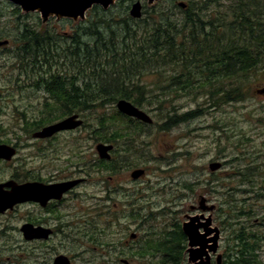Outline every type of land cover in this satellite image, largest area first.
Here are the masks:
<instances>
[{
  "label": "rangeland",
  "instance_id": "1",
  "mask_svg": "<svg viewBox=\"0 0 264 264\" xmlns=\"http://www.w3.org/2000/svg\"><path fill=\"white\" fill-rule=\"evenodd\" d=\"M119 1L114 0L113 4L117 5ZM140 1L144 12L147 9L152 12L153 6L166 0ZM1 2L4 7L8 6L7 3L13 5L7 0ZM176 13L179 14L178 11ZM147 16L145 14L143 18ZM85 18L86 15L74 22ZM43 20L59 32L62 19L51 15ZM6 26L8 19H1L0 30H7ZM17 67L13 44L0 48V144L20 147L13 161H0V182L9 181L15 173L25 176L33 170L39 172L41 168H45L44 175L56 174L55 170L49 169L52 164L39 157V153L46 150H40L37 148L39 145L34 144L31 126L47 120L59 109L54 106L55 102L45 97V93L18 82ZM162 72L160 78L150 75L144 80L152 90L149 97L158 100L155 105L145 104L140 108L153 119V125L134 121L129 124L109 123L107 132L102 134L112 139L103 141L99 124L103 111H90L83 115V128L60 135L55 140L62 142L61 147L65 146L62 149L54 144V150L61 157L64 156L63 151L68 153L69 160L75 151L82 153L83 158L78 163L87 172L85 178L88 182L79 189L80 195L70 203L68 212L76 213L78 220L85 223L83 226H87L90 232L95 231L98 241L93 243L84 239L78 244L67 240L62 246L57 242L53 246L73 259V264H146V259L139 258V253H133L145 247L148 234L155 233L157 237L174 223L180 224L185 234L188 224L194 223L197 233L205 235L208 243L209 260L203 257L199 262L218 264L220 260V264H224L230 257L231 261L235 260L240 247L235 235L242 231L261 238L255 249V258L257 264H264V192L257 190L264 186V93L260 92L264 90V73L260 70L249 76L247 84L237 94L241 97L239 102L218 106L213 104L221 105L218 96L210 102V96L205 98L202 91L198 97L194 92L175 93L176 89L168 86L158 91V84L161 82L163 85L169 79V71ZM168 108L175 109L171 120L165 113ZM104 112L113 116L118 110L114 105ZM192 112L199 116H185ZM61 118H54L53 122ZM118 130L122 132L120 135H130L120 138L116 134ZM98 143L117 146L114 159L119 163L113 162L119 171H90L92 164H96ZM214 162H226V166L212 172L210 165ZM58 164L66 169L69 166L63 162ZM137 169L147 170L145 182L136 183L130 179L131 173ZM109 187H116L111 195L105 191ZM250 189L252 193H247ZM257 192L259 195L255 194ZM126 195L130 196L129 202L136 199L138 205L135 208L121 205ZM136 196L143 199L138 201ZM204 199L209 207L203 212L199 209V202L202 200L204 204ZM139 204L144 208L142 212L137 209ZM192 205L195 206L194 211ZM29 210L25 206L8 216H0V228L11 226L7 229L10 232L8 239L5 243L0 242V264H29L28 244L13 243L18 228L30 217ZM111 212H115L114 220L110 217ZM95 228L104 232L103 235H97ZM132 233L137 234L138 239L126 248L121 243L129 240ZM3 237L0 236V240ZM17 237L20 238L19 235ZM99 242L100 245H96ZM185 248L186 259L182 264H196L190 261V250L198 247H190L187 239ZM130 249H134L131 254ZM121 251L124 253L121 259L128 263L119 259Z\"/></svg>",
  "mask_w": 264,
  "mask_h": 264
},
{
  "label": "trees",
  "instance_id": "2",
  "mask_svg": "<svg viewBox=\"0 0 264 264\" xmlns=\"http://www.w3.org/2000/svg\"><path fill=\"white\" fill-rule=\"evenodd\" d=\"M133 1L120 0L107 10L95 6L87 19L78 22L62 19L58 32L38 13H24L9 3L4 7L0 0V20L8 19L0 40L11 38L17 81L61 105L49 122L36 125L44 127L71 111H103L100 137L109 141L112 138L102 132L111 123L139 122L104 111L123 99L139 108L158 102L149 97L152 90L144 81L150 75L160 78L163 70L169 71V79L158 84V91L168 86L175 93L194 92L195 97L202 91L210 102L215 96L221 99L219 88L226 84V103L231 104L241 99L237 94L249 76L264 73V0H166L153 6L152 12L147 9L144 15L148 16L140 20L129 15ZM170 108L165 113L171 120L175 109ZM116 132L120 138L130 135ZM165 230L157 237L155 233L146 236L139 252L146 264H155L158 257L157 264H182L186 259L187 236L182 226L174 223ZM260 240L253 233H237L239 255L224 264H257L255 249Z\"/></svg>",
  "mask_w": 264,
  "mask_h": 264
},
{
  "label": "flooded vegetation",
  "instance_id": "3",
  "mask_svg": "<svg viewBox=\"0 0 264 264\" xmlns=\"http://www.w3.org/2000/svg\"><path fill=\"white\" fill-rule=\"evenodd\" d=\"M224 86L226 87V84L222 85V87L220 89L221 106L226 105L227 93H226V89L224 90ZM45 95H46L45 97H47L50 101L54 102V100L51 97H49V95H47V94H45ZM54 106H56L57 109H61L60 108L61 105H59L58 103H56V105H54ZM83 115H84V113L80 112V110L71 111L70 114H67L63 118H61L57 121H54V122H52V123H50L44 127H40L39 125L31 126V128L33 130L32 138L35 140L34 144L39 145L37 147L38 149H40V150L45 149L46 150V151H43L42 153H39L40 154L39 157H42L44 160H46L48 164H52V166L49 169L52 171L55 170V172H56L55 175H50V176L44 175L43 172L45 171V168H41L39 170V172L33 170L30 173L26 174L25 176H20L19 173H15L13 176H11L12 179H10L9 181L0 182V185H5V184L10 183V182L12 184H16L17 186L29 184V185H31V189L39 187V186L49 187V186H57V185L58 186L66 185L65 189L69 188L65 192L62 191L63 192L62 195L59 194L60 196L57 195V197H54V198L50 197V199H46L47 197L50 196V194L48 196L46 195V197L43 198V201H39L35 196H32L29 201L17 204L13 207V209H9L5 213H0V216H8V215L16 212L18 210V208H21V207L27 206L31 209V210H29V212H30L29 219L26 220V222H24L18 228L17 235H19L20 238H18L16 235V238L13 241L14 244H16V243L23 244L25 242L28 244V246H29L28 247L29 248V252H28L29 264H55V260L59 257H67L68 259L71 260V263L73 264V259H71L68 255L60 253L59 251H57V247L53 246V244H55L57 242L59 245L62 246V245H64V243L67 240H71L73 243H78V244L82 243L84 241V239H87L88 242L91 241L93 243H96L98 241V238H96L97 236L94 235L95 231L92 230V232H90L89 228H87V226H83V225H85V223L82 222L80 219L78 220V217L75 216L76 213L72 212V214H69V212H68L69 209L71 208L70 203L74 199H78V197L80 195L79 189L82 188L88 182V178H85V176L87 175V172H85L84 169L79 167V163H78V161L83 158L82 153L80 152V150L75 151L70 156L71 158L69 160L68 156H67L68 153L66 151H63L64 156L61 157V156H59V152L57 150H54L55 149L54 148L55 143L58 145V148L65 149L64 145H63V147H61V145H60V143H62V142L55 141L60 135H64V134H68V133H75L76 131L83 128L85 124H83L80 128L75 129V130H68V131L59 132L50 138L35 139L33 137V135L36 132L41 131L43 128L50 126V125H53V124H56V123H59V122L65 120L69 117H72V116H78L79 119L83 120V122H84ZM138 122H141V121H138ZM33 127L36 128V130ZM98 144H100V143H98ZM104 144L113 146V150L110 152L111 159L110 160L101 159L99 157L98 152H97L98 157H97L96 162H95L96 164H92V168L90 169V171L94 172V171L98 170V172H103L105 170L107 172L116 173L117 171H119V168H117V166L115 165V163L113 161H116L114 159V154L117 151V146L115 144H111V143H104ZM0 145H5V144H0ZM12 147L15 149L16 154L11 161H13L17 157L18 152H19V148H20L17 145L12 146ZM96 148H97V146H96ZM96 151H97V149H96ZM4 162H6V161H4ZM60 162H63L65 164H69L68 168L66 169V168L60 167L59 165H61V164H58ZM116 163H119V161L118 162L116 161ZM214 163L220 164L219 169L217 171H214V172H218L221 169H223L224 166H226V162L225 163L214 162ZM69 168H72L74 170L68 171ZM144 171H145V175H143V177L141 176L139 179H133L132 173H131L130 179H132L136 183L145 182L147 170L145 169ZM71 183H75V184H73V186L68 185L69 187H67V184H71ZM113 189H116V187H109L105 191L111 195L112 193H114V191L112 192ZM257 190L260 192H264V186H261V188H259ZM4 191H11V188L5 187ZM256 195H259V193L257 192ZM129 197L130 196L126 195L125 199L122 202L123 204H121V205H123V207L129 208V209H130V207L135 208V205H138L136 199L133 201L134 202V204H133V202H129V200H128ZM136 198L138 201L143 199L142 196H136ZM207 207H209V206H207L206 200H205L204 204H202V200L199 202V209L200 210L206 211L205 209H207ZM137 209H139L141 212L144 210V208H142V206L140 204H139V208H137ZM137 209H135V210H137ZM191 209L194 211L195 206L192 205ZM113 211H115V210H113ZM113 213H115V212L110 213V217H111V219L114 220L116 218V215H114ZM194 218H196V217H194ZM197 221L198 220H196V222ZM25 225H30L33 228L32 234H34V235H32V236H35V234L36 235L39 234L40 236L34 237L32 240H27L24 236V233L22 232V229ZM8 228H11V226H8L6 228H3V227L0 228L1 229L0 230V236H4L0 240L1 243H5V241L8 239V235L10 234V232L7 231ZM96 230H98V229H96ZM86 231H89V232H86ZM103 233L104 232H102L101 230L97 231V235L101 236V235H103ZM133 236H135V238H132ZM137 239H138V235L132 233L129 236V240L125 239L124 242H122L121 244H123L126 248H130L132 243H133L132 241H135ZM96 245H100V242L97 243ZM105 245L108 246V248H109L108 243H105ZM114 250H115V247H114ZM132 250H134V249H132ZM132 250H131L130 254L132 253ZM137 250L135 251V253H133L134 255L139 253V252H137ZM123 255H124V253L121 251V255H120L119 259L122 262L128 263L127 260L121 259ZM139 258H142V256L139 255Z\"/></svg>",
  "mask_w": 264,
  "mask_h": 264
},
{
  "label": "water",
  "instance_id": "4",
  "mask_svg": "<svg viewBox=\"0 0 264 264\" xmlns=\"http://www.w3.org/2000/svg\"><path fill=\"white\" fill-rule=\"evenodd\" d=\"M12 4L19 6L25 12H38L42 15L43 19L52 16H56L59 18H67V19H79L83 18L87 11L92 9L94 6H101L104 9H108L113 5L114 0H7ZM153 2L155 0H148ZM180 6L185 8L184 3H180ZM130 16L135 19H141L143 16V4L141 1L135 2L129 12ZM9 44L8 40L0 41V47L7 46ZM264 93L263 91H260ZM117 109L120 113L135 118L146 124H153L152 118L146 114L143 110L135 106L128 100H120L117 103ZM84 124L83 120L79 119L78 116L69 117L59 123L47 126L43 128L41 131L36 132L33 137L35 139H46L53 137L55 134L68 131L75 130L80 128ZM97 152L101 159H111L110 152L113 150L112 145H107L104 143H100L97 145ZM16 151L13 147L8 145H0V160L11 161L15 156ZM220 167V164L213 163L210 165L211 171H217ZM145 174L144 170H136L132 173L133 179H139L141 176ZM76 183V182H75ZM67 184V187L73 184ZM69 185V186H68ZM5 187H10L11 191H4ZM60 187V188H59ZM66 185L62 186H39L31 189V185L25 184L22 186H17L16 184L7 183L5 185H0V213H5L9 209H13V207L17 204L27 202L31 199L32 196H35L39 201H43V198L48 196L46 199H50L60 196L59 194H63L69 188H66ZM64 188V189H63ZM61 189V190H60ZM63 191V192H62ZM34 197V198H35ZM42 200H41V199ZM194 219L193 221H195ZM33 228L30 225H25L22 229L24 236L27 240H32L34 237H39V234H35L32 236ZM185 234L187 235L190 247H198L197 249L192 248L190 250V261L196 264H210L209 262H199L203 257H207L209 260V256L207 254L208 243L205 241L206 236L200 235L198 232V228L194 223L188 224V228L185 230ZM37 233V232H36ZM208 232L207 234H209ZM132 238H135L133 236ZM211 250L215 249L210 248ZM55 264H72L70 259L67 257H59L55 260ZM218 264H220V260H218Z\"/></svg>",
  "mask_w": 264,
  "mask_h": 264
},
{
  "label": "bare ground",
  "instance_id": "5",
  "mask_svg": "<svg viewBox=\"0 0 264 264\" xmlns=\"http://www.w3.org/2000/svg\"><path fill=\"white\" fill-rule=\"evenodd\" d=\"M188 239V238H187ZM189 240V239H188ZM189 244H190V242H189Z\"/></svg>",
  "mask_w": 264,
  "mask_h": 264
}]
</instances>
